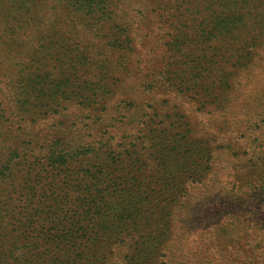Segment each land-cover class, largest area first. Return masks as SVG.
<instances>
[{
    "label": "trees",
    "instance_id": "trees-1",
    "mask_svg": "<svg viewBox=\"0 0 264 264\" xmlns=\"http://www.w3.org/2000/svg\"><path fill=\"white\" fill-rule=\"evenodd\" d=\"M256 1L0 0V92L11 110L0 115V264L164 258L195 217L194 206L183 209L186 189L206 173L178 178L182 159L167 148L155 170L136 168L147 116L163 93L217 92L222 79L256 68L254 55L226 49L259 16ZM67 117L81 118L73 139L43 129ZM161 187L170 189L159 200Z\"/></svg>",
    "mask_w": 264,
    "mask_h": 264
},
{
    "label": "rangeland",
    "instance_id": "rangeland-1",
    "mask_svg": "<svg viewBox=\"0 0 264 264\" xmlns=\"http://www.w3.org/2000/svg\"><path fill=\"white\" fill-rule=\"evenodd\" d=\"M252 5L259 16L254 10L250 24L240 33L239 43L230 41L226 49L228 56L236 53L238 47L254 55L252 65L256 64V68L222 79L217 92L213 88L193 91L189 87L181 95L163 93L148 111L147 119L151 123H147L143 134L150 140L144 143L146 156L136 168L147 162L148 169L155 170L156 167L152 169L154 157H159L158 151L167 148L179 154L177 160L182 159L178 178L191 176L188 180L191 181L204 171L206 175L203 186L186 189L183 209L194 206L191 208L195 217L185 223L183 230L178 227L177 238L169 243L172 254L165 250L164 258L151 257L140 264H264V0ZM252 22L257 23L251 26ZM259 58L262 62L257 64ZM226 61L225 67L229 68L230 62ZM6 102L7 98L0 92V115L4 119L11 117L10 105ZM202 103L205 108L200 111L197 108ZM218 105L223 109L215 111ZM80 120L67 117L63 119L65 126L49 121L43 129L58 127L73 139L78 135L75 130L80 128ZM155 124L157 132L147 133ZM3 130L0 129V140ZM83 134L85 138L94 136L93 132ZM169 189L158 188L155 194L162 200L163 195H169L163 190ZM206 190L212 194L209 203L202 202ZM196 214L200 215L201 222L195 219ZM119 246L122 259L130 258L134 248L137 249L132 242L131 254H125L127 245Z\"/></svg>",
    "mask_w": 264,
    "mask_h": 264
}]
</instances>
